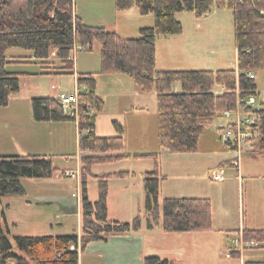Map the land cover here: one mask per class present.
<instances>
[{
    "label": "trees",
    "instance_id": "1",
    "mask_svg": "<svg viewBox=\"0 0 264 264\" xmlns=\"http://www.w3.org/2000/svg\"><path fill=\"white\" fill-rule=\"evenodd\" d=\"M226 8L233 19L237 68L221 70H158L156 47L158 36L182 32L176 14L187 11L200 18L212 8ZM118 12L137 9L142 16L153 15L151 26L141 27L139 36L126 38L104 27L85 24L74 13L73 0H0V107L20 91L21 73L6 67L15 56L8 51L18 48L31 53L45 73L75 74L74 49L91 51L93 42L100 45V74L121 73L129 76L142 93H154L157 103V138L161 149L171 154L194 153L199 139L226 110H235L250 95H255V78L248 73L264 71V0H115ZM55 51V60L51 59ZM58 63L60 66H56ZM179 89L175 90V85ZM78 118L64 114L59 101L50 97H32L31 110L36 122L77 121L80 152L83 228L81 236H15L11 241L4 211L0 213V264H79V249L88 243L106 241L111 236L139 231L140 214L130 222L108 218L109 179L127 178L133 173L93 175L95 165L112 164L126 159H151L153 169L145 172L144 211L146 225L153 228L162 218L167 232L206 231L212 227L211 201L207 198H164L160 200L163 179L159 153L125 152L123 127L113 121L114 136L95 134V117L103 110V101L95 91L94 73L77 74ZM222 87V93H215ZM258 145L264 151V108L256 111ZM86 132V134H83ZM231 166V161L223 164ZM58 169L46 155L0 156V201L8 196H22V178L51 177ZM97 181V199L87 196V178ZM245 243L264 247L263 229H244ZM19 250L21 253H17ZM143 264H171L158 256H148ZM246 264H264L247 262Z\"/></svg>",
    "mask_w": 264,
    "mask_h": 264
},
{
    "label": "rangeland",
    "instance_id": "2",
    "mask_svg": "<svg viewBox=\"0 0 264 264\" xmlns=\"http://www.w3.org/2000/svg\"><path fill=\"white\" fill-rule=\"evenodd\" d=\"M77 15H99L105 19H116L119 15L115 0H73ZM131 10V9H130ZM129 11V10H128ZM131 12V11H130ZM131 14V13H130ZM128 19L118 22V32L123 37L136 38L140 26L152 25V17L126 15ZM181 22L182 32L175 36L159 37L156 41V69L158 70H198V69H235L237 57L234 46V31L231 12L226 8L214 6L211 12L200 18L184 11L176 14ZM110 22V21H109ZM112 28L111 26H109ZM8 56H23L26 61L9 64L8 71H25L31 73L20 82V91L11 96L7 106L0 107V156L3 155H46L58 169L51 177L43 179L22 178L25 189L22 196H8L1 199L0 213L4 211L12 241L15 236H40L74 234L78 231V217L75 212L66 214L57 202L39 199L47 194H64L71 197L76 192V177H67L62 172L79 168V131L75 121L65 124L35 122L31 110V98L53 95L56 92L73 93L77 85V75H43L37 60L31 53L18 48L8 51ZM76 71H91L95 74V91L98 95H108L103 110L96 118V127L100 134H115L112 119L120 118L125 124L124 135L126 147L131 152L156 151L159 149L156 128V100L148 96V107L153 115H124L120 111L115 93L131 96L138 90L134 81L121 73L100 74V45L94 41L91 51L76 47L72 56ZM60 66V64H55ZM253 73V72H251ZM256 106L264 108V71L254 73ZM58 78V79H56ZM55 86L56 89L52 88ZM152 94V93H149ZM126 103H129L127 101ZM155 103V104H154ZM78 112V111H77ZM78 116V114H77ZM78 118V117H77ZM76 118V119H77ZM234 118V115L230 119ZM219 116L207 128L201 137L200 149L194 153L159 155V167L165 176L160 193L163 195H201L211 199L213 223L215 227L225 229L221 248L218 244L210 247L212 259L218 261L224 257L225 250H234L237 229L246 227H264V151L259 148L258 138L254 137L242 148L239 157L240 181L234 179L235 166L224 165L225 180L212 181L208 176L207 166L237 156L234 149L228 148L218 139V129L227 123ZM110 130V131H108ZM194 155L193 157H191ZM170 156V157H168ZM214 156V160H211ZM232 163V162H231ZM151 159H126L116 165H96V171H117L119 169L135 171L129 179L113 177L108 183V204L111 214L132 220L137 214L144 219V190L141 172L151 169ZM76 176V175H75ZM81 177V175H80ZM257 177V178H254ZM81 179V178H80ZM165 187V189H164ZM88 196L97 198V181L93 176L87 180ZM163 193V194H162ZM41 200V201H38ZM75 200V199H74ZM130 205V213L127 206ZM228 214H226V211ZM1 218V217H0ZM12 223L15 224L11 225ZM227 229V230H226ZM245 251L246 257L262 259L264 252L257 248ZM224 251L221 254L220 251ZM15 251L21 253L19 250ZM213 256V257H212ZM198 264H207L199 256ZM10 264V262L8 263Z\"/></svg>",
    "mask_w": 264,
    "mask_h": 264
},
{
    "label": "crops",
    "instance_id": "3",
    "mask_svg": "<svg viewBox=\"0 0 264 264\" xmlns=\"http://www.w3.org/2000/svg\"><path fill=\"white\" fill-rule=\"evenodd\" d=\"M74 13L76 14L75 11H74ZM118 13H119V15L116 19H114V18L113 19H109V18L105 19L99 15H96L95 18H91L89 15H86V14L83 16H80L77 14L76 15L78 17H80L81 20L87 25L104 27V28H106L110 31H113V32H115L118 35L123 37V35L117 31L118 30V22H120L123 19H128V17L126 15H131V16H134L136 18V16L140 15V14L138 13V10L135 8H133L129 11H122V12H118ZM209 13H207L203 16H206ZM145 16L152 17V21L154 22L153 15L150 14V15H145ZM232 24H233V19H232ZM109 26H111L112 28H110ZM147 26H151V24L150 25L148 24ZM141 27H146V26L145 25L140 26L139 29ZM139 29H138V32H139ZM169 36H175V35L158 36L156 38V41L159 37H169ZM126 38H129V37H126ZM155 45H156V42H155ZM235 52H236V57H237L236 49H235ZM22 57L23 56H15L11 64H19V63L25 62L26 60L23 59ZM31 58L34 59L33 57H31ZM50 60H55V51L52 52ZM56 64H58V63H56ZM164 70H169V69L164 68ZM198 70H209V69H198ZM210 70H214V69H210ZM215 70H220V69H215ZM74 71H75V74H73L74 77L77 74H81V73H93L91 71H83V72L79 73L78 71H76L75 64H74ZM13 72H17V73L22 74V75H20V82L23 78L24 79L28 78L27 75L31 74V73H28L25 71H13ZM39 74L61 75V74H54V73H45V71H43V70H41L39 72ZM56 79H58V78H56ZM96 81H97V79H96ZM52 88L56 89L55 86H52ZM85 89L86 88L84 86L76 85L74 92L78 93L79 91H85ZM178 89H179V85L177 84V85H175V90H178ZM121 91L122 90H119V92L115 93L113 95V97L118 99L117 101H119V105L121 108L120 111L122 112V114H124V115H140V116H145V117L148 114L153 115L154 111L150 110L148 107L149 106L148 105V99H149L148 96L152 95V97H154V100H156L154 93L146 94V93H142L138 89V90H136V92L134 94L129 96L127 94L121 93ZM222 91H223L222 87H217L215 89V93H217V94L222 93ZM59 93H61V92H58V93L56 92L55 94L47 95L46 97L56 98ZM98 96L101 98V100L104 103L106 101V98L108 95H98ZM127 101H129V103H126ZM154 114L156 116V128H157V103H156V110H155ZM97 116L95 117V134L98 136H101V137L114 136L116 133L115 134L108 133L106 135L99 133V131L97 130V127H96ZM113 121L119 122L120 118L115 117L112 119V122ZM68 122L69 121H64V122H38V123L65 124ZM75 122H76V126H77V121H75ZM119 123L121 124V122H119ZM121 126L123 127V130L125 132V128H124L125 124H124V126H123V124H121ZM108 131H110V130H108ZM206 131L207 130H205V132ZM83 134H86V132H84ZM201 137L199 139L198 149H200ZM123 139H124L125 152L126 153H129V154L138 153L137 151L131 152L130 150L127 149L126 137H125L124 133H123ZM218 139H219V135H218ZM150 152H158L160 154V156L161 155H169L167 150L161 149L160 147L156 151H141L139 153L143 154V153H150ZM193 156L194 155H192L191 157H193ZM168 157H170V156H168ZM77 158H78V162H79V168L76 170V172L73 170H68V171L66 170L65 171V172H73L74 175H76V176H74V177H76V180H77L76 192L72 193L71 197L60 193L58 195L57 194H47L44 196H39V199L47 200L48 202H57L60 205V208L66 214H70L71 212H75L77 217H78V231H77V233H74V234L81 236L84 219L82 216V204H81L82 188H81V179H80L81 178L80 177V168H81L80 152L77 155ZM214 158L215 157L212 156L211 160H214ZM232 160L233 159H231L229 161L232 162ZM120 162L121 161L116 162V163H112V164H104V166L113 165V164L116 165V164H119ZM226 162L227 161L225 159V161L221 160L219 162H216L215 164L212 163V164L208 165L207 166L208 173L210 170H213L216 168H223L224 167L223 164ZM153 166L151 169L144 170L143 172H141L142 184H143L144 173L151 171L153 169ZM239 167H240V164H239V160H238V165L236 167L238 174L234 178V179H237L238 181H240V175H239L240 169H239ZM119 171H128V172L133 173V174L135 173V171L122 170V169H119L117 171H106V172L103 170L96 171L95 167L94 166L92 167V173H93V175H96V176H99L102 174H108V173H115V172H119ZM65 172H62V174L65 175ZM161 172H162V167H161L160 173ZM129 177H133V176H129ZM129 177L120 178V179H129ZM165 177H166V175L163 178H165ZM71 178H73V177H71ZM254 178H257V177H254ZM87 180H88V178H87ZM109 181H110V179H109ZM109 181H108V183H109ZM162 186H163V182L160 183L159 196H160L161 191L163 192ZM164 189H165V187H164ZM143 190H144V188H143ZM144 194H145V191H144ZM87 196H88V189H87ZM182 197L183 198H207L211 201V199L209 197H207V196L204 197V195L203 196H201V195H189V194H184V193H179L178 195H176V194L171 195V194L165 193L161 199H164V198H182ZM144 198H145V196H144ZM88 199L91 202H94V201H96L97 198L96 199L95 198L90 199L88 196ZM38 201H41V200H38ZM126 208H127V212L130 213L131 206L128 205ZM107 209H108L109 220L119 221V222H130V220H127L126 218L117 217L116 215L111 214L109 204H108V200H107ZM226 214H228V211H226ZM140 218H141V227H140L139 231L131 232L127 235L111 236L106 241L90 242L87 244V246L85 247L84 250L80 251V249H79V264H143L144 259L148 256H158L162 259L168 260L171 264H198L197 262L199 261V256H201L202 258L205 259L207 264H210V263H208L210 261V256L212 254L210 251L211 250L210 247H212V249H213V245L218 244V246L221 248L222 236L225 233V229L215 227V225L213 223L214 220H213L212 210H211L212 227L210 230H206V231L167 232L163 229L162 218L159 219L157 225H155L153 228L150 229L146 225V219H147L146 213L144 214V219H142V217H140ZM5 219H6V216H5ZM6 222H7V219H6ZM7 224H8V222H7ZM11 225L15 226L14 223H12ZM240 226L241 227L237 229V239H234L232 241L235 243V245L233 247L235 249L230 250L231 248H227V250H225V254H224L223 250L220 251L221 254H224V257H221L217 262L212 259L211 264H246L247 262H263L264 261V257H262V259H259V260L255 259L253 257H249V256L246 257L244 255V253H245V251H248L247 250V248H248L247 244H251V242L245 243L242 239V231L244 229H263L264 227H246L243 224ZM53 235H71V234L54 233ZM249 248H250L249 250H251L253 248H256V246H254L252 244V246ZM257 248H261L262 249L261 251L264 252V247L258 246ZM229 252H230V256H227V254ZM9 262H10V264H14L13 261H8L6 264H8Z\"/></svg>",
    "mask_w": 264,
    "mask_h": 264
},
{
    "label": "built area",
    "instance_id": "4",
    "mask_svg": "<svg viewBox=\"0 0 264 264\" xmlns=\"http://www.w3.org/2000/svg\"><path fill=\"white\" fill-rule=\"evenodd\" d=\"M249 78H255L254 73H248ZM56 99L59 101L61 108L67 116L77 118L78 114V93H65L61 92L57 95ZM261 107L256 106V99L254 95L247 97L241 104L237 102V108L235 110H226L222 113V117L228 121L226 125L220 126L218 129L219 140L230 149H234L237 156L232 160L231 166L237 167L238 160L242 154V148L248 144L250 140L257 137V131L255 125L258 122V115L256 113ZM234 115V118L230 119ZM65 176L74 177L73 172H65ZM209 178L215 182H222L225 180L224 170L222 168H216L210 170L208 173ZM251 244H247V247H251ZM230 256V252L227 254Z\"/></svg>",
    "mask_w": 264,
    "mask_h": 264
}]
</instances>
